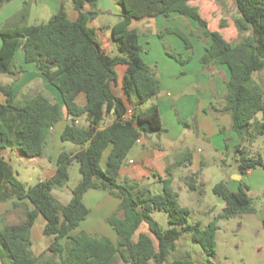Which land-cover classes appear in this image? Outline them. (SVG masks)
I'll use <instances>...</instances> for the list:
<instances>
[{
    "label": "trees",
    "instance_id": "obj_1",
    "mask_svg": "<svg viewBox=\"0 0 264 264\" xmlns=\"http://www.w3.org/2000/svg\"><path fill=\"white\" fill-rule=\"evenodd\" d=\"M10 0H0V4ZM193 0H118L123 13L111 27L112 41L120 55L111 56L102 48L99 33L91 27L98 13H83L86 3L97 5V0H72L79 11L77 20L70 19L65 4L46 23L27 24L29 4L0 28V75H18L15 54L24 50L27 62H34L47 77L48 82L61 94L63 104L52 101L42 93H36L23 102L16 99L12 84L0 82V93L5 102L0 103V201L13 197L28 200L32 210H26L23 220L6 224L0 229V259L2 264H116L120 258L124 264H165L176 250L177 242L185 234L199 244L208 259L203 264H216V232L220 219H231L255 213L253 199L247 187L241 183L238 191H231L225 181L214 185L213 193L225 200L224 209L203 227L201 222L189 223L190 210L179 202V194L172 187V175L154 174L162 183V192L153 193L140 181H119L122 166L128 155L144 135L162 134L166 129L156 104L141 110L140 105L153 100L161 90L160 79L142 57L140 32L130 28L133 20L145 17L178 13L198 22L202 39L210 38V46L201 58L204 69L224 65L230 73L227 93L221 112L230 115L232 130L239 143L234 150L235 162L241 174L249 169L264 167L260 153H251V145L264 135V92L254 78V72L264 70V0H233L238 11L235 19L237 30L249 32L239 41L227 39L221 31L228 26L222 19L217 29H211L206 15ZM7 24V23H6ZM172 33L190 47L188 36L178 28H166L160 36ZM190 35H196L191 32ZM198 36V35H197ZM168 54L180 63L185 59L167 49ZM126 64L123 88L127 96L135 95L137 104L129 110L124 100L113 91L117 84V65ZM85 93L87 103L76 101ZM131 111V116H128ZM71 115L70 123L61 134L62 141L79 146L71 153L62 151L56 160L54 175L27 187L19 180L11 164L1 152L18 150L27 157H39L44 153L46 141L54 126ZM112 113L115 119L105 124V116ZM261 113V119L257 114ZM84 117L80 125L77 119ZM113 144L106 167L102 168L103 153ZM226 150L230 149L228 140ZM192 154L186 152L176 166L189 163ZM77 161L81 180L72 191L68 204H62L53 195L69 179V166ZM196 174V173H195ZM191 188L203 189L189 184ZM92 189H102L120 200L117 208L106 217L114 230V242L105 235L81 231L74 234L88 217L89 209L84 195ZM22 206L14 202L13 207ZM155 210L168 214L169 227L163 229L153 219ZM42 215L46 222L43 233L52 237L47 248L50 253L36 255L32 249V228ZM146 225L148 232H139ZM172 264H196L191 254L175 258Z\"/></svg>",
    "mask_w": 264,
    "mask_h": 264
},
{
    "label": "crops",
    "instance_id": "obj_2",
    "mask_svg": "<svg viewBox=\"0 0 264 264\" xmlns=\"http://www.w3.org/2000/svg\"><path fill=\"white\" fill-rule=\"evenodd\" d=\"M68 1L71 3L70 7L67 8L68 3H65V7L70 19H79V11L73 6L72 0ZM62 2L63 0H10L4 2L0 4V28L4 22L16 16L25 3L29 4V11H33L35 8V11L41 12L43 18L49 20L60 9ZM191 4L198 6L202 15L208 16L206 18L209 22L216 18V14H219L222 8L217 0H193ZM91 11L98 13L96 18L91 21V27L98 31L102 48L109 53L113 47L111 27L119 21L123 13L122 6L118 0H97L96 6L86 3L82 9L83 13ZM107 14L113 16L111 21L95 23L97 19ZM227 22L229 23V20ZM153 25H156L155 29H153ZM130 28L139 30V41L143 47L142 57L160 79V93L153 99L154 102L153 100L149 102L151 105L156 104L158 106L166 132L158 134L159 142L153 139V133L141 137L131 149L129 153L131 156L122 166L119 178L123 181L140 182L153 178L155 182L158 179L154 174L166 177L170 172L173 187L175 181L173 170L176 168V162L186 152H190L192 160L188 165L190 168L188 176L198 173L200 179L203 180L207 172L206 167L211 163L210 158L216 156L215 154L221 156V152L226 148V141L233 143V150L239 143L237 134L231 128L230 115L221 112L225 104L227 81L230 77L229 70L224 65H214L208 69L203 68L201 58L210 46L211 40L210 38L202 39L199 37L198 22L191 18H186L178 13H172L168 17H145L133 20ZM166 28H178L184 32L189 38L190 47H187L185 42L175 34L166 33L160 36V33ZM191 32H196V35H190ZM167 49L180 54L186 62L182 64L171 57ZM18 57L20 59L19 64L17 63ZM15 62L19 73L17 78L11 75L14 81L12 80V83L7 84H12L17 100L19 93L27 87L28 91L32 93L30 96L42 93L52 101L63 104L60 92L48 82L38 65L26 61L24 50L19 49L16 52ZM116 70L118 81L112 86L113 91L124 100L129 110H133L137 104V97L135 95L127 96L123 88V78L127 65L119 64ZM76 101L79 105L84 106L87 103L86 94L80 93ZM4 102L5 95L0 93V103ZM71 119L72 116L65 112L63 119L51 131L54 132V135H49L46 141L45 147H49V152L52 153L49 154L48 158L54 163V167L47 172L48 178L52 177L56 171V160L62 152L65 142L62 141L61 134ZM114 119L115 116L112 113L106 115L105 124L111 123ZM77 123L84 124V117L78 118ZM254 144L255 141L248 145V150L251 153H258L252 149ZM112 147L113 144L103 153L102 168L106 167ZM79 149L78 146H74L71 153ZM1 154L10 164L16 161L15 150L5 149ZM232 168L234 172L224 181L228 188L234 192L239 190L241 183H244L248 195L253 199L256 212L218 221L219 229L216 232L214 261L216 264H264V167L249 169L243 174L239 172L236 162ZM186 179L182 182V187L188 191ZM194 186L197 184L194 183ZM190 189L197 190L191 187ZM191 198L189 196V202ZM14 202H20L22 206L14 208ZM84 202L89 209L88 217L93 216L97 221L113 212L120 200L105 190L92 189L85 193ZM225 206V200L213 193L211 203L206 208L208 215L206 224L218 215ZM187 208L189 209V207ZM32 209L33 205L28 200L19 201L13 197L6 201H0V216H24L26 210ZM16 212L17 214H15ZM42 217L39 215L37 219H41V225L44 228L46 220ZM0 264H2L1 259Z\"/></svg>",
    "mask_w": 264,
    "mask_h": 264
},
{
    "label": "rangeland",
    "instance_id": "obj_3",
    "mask_svg": "<svg viewBox=\"0 0 264 264\" xmlns=\"http://www.w3.org/2000/svg\"><path fill=\"white\" fill-rule=\"evenodd\" d=\"M220 4L221 12L219 14H216V18L211 19L210 28L211 29H218V23L222 19L229 20L228 26L226 28H222V30H219L222 32V34L229 39L230 41L236 42L242 39L244 36L248 35L249 32H242L240 33L236 26H235V19L238 17V11L233 3L232 0H217ZM64 4L68 3V9L70 7V1L63 0ZM197 2V1H196ZM208 10V9H207ZM210 12V9H209ZM206 15V14H205ZM211 15V14H210ZM41 12L38 10L35 11V8L33 11H29V15L27 18V24L29 25H36L40 23H46L48 20L43 18ZM208 17V16H206ZM113 18L112 15L107 14L104 17H100L95 21L96 24H99L101 22H108L111 21ZM13 19V17H11ZM11 19L4 22L5 25H8V23L11 22ZM215 20V21H214ZM7 23V24H6ZM216 23V25H215ZM156 25H153V29H155ZM113 47L109 50V53L111 56L120 55V52L118 51L117 45L112 41ZM20 59L18 57L17 63L19 64ZM17 78V75H16ZM253 78L261 84L263 87L264 92V70L261 72H254ZM13 77L8 74H2L0 75V82L7 84L12 83ZM31 91H28V88L25 87L18 95L19 102H23L26 99L32 97ZM29 96V97H28ZM154 102V100H153ZM151 105V102H146L142 105H140L141 110L147 109ZM262 114H257V119H261ZM54 135V132H51L50 136ZM153 139L155 141H160L158 134L153 133ZM230 143V149L226 150L223 149L221 152V156H218V154H215L216 156H213L210 158L211 163L209 166L206 167L207 172L205 173L206 176H204L203 180L200 179L199 174H190L189 175V163H185L179 166H176L175 170H173V175L175 177V181L173 184L174 190L179 193V202L182 206H187L191 210V213L189 214V223H195L197 221H201V224L203 227H206L208 224V215L206 214V208L209 206V203H211V196L213 195V187L216 183L224 181L228 178L229 175H231L234 171L232 166L235 164V155L233 150V143L229 141ZM74 146L76 147V144H73L69 141L64 142V146L62 148V151L72 152ZM79 147V146H78ZM253 151H258L264 158V135L259 136L255 140L254 147L252 148ZM53 152V150H52ZM15 154L17 155L16 161L11 163L13 171L16 173L17 177L20 181H22L27 187L35 185L39 181H43L47 179V172L51 170L54 167L53 161L49 160L48 156L49 154H52L49 152V147H45V151L43 155L39 157H27L24 154L20 153L18 150H15ZM53 156V155H52ZM131 155H128L127 160L130 158ZM236 175V174H234ZM81 173H80V166L77 161H74L69 166V179L67 180L66 184L61 189H55L53 190V195L56 197V199L61 202L62 204H68L72 197V191L77 186V184L81 180ZM186 180V186H188V191H186L182 187V182ZM120 182H123L121 178H119ZM143 185L148 186L153 193H161L162 192V184L158 181H153V178L151 180H144L141 181ZM196 183L198 188L203 189V192H200L199 189L196 191L190 189L189 184ZM189 196H191L190 202L188 201ZM19 211V210H18ZM17 214V212L15 213ZM106 217L104 216L101 218V220H95L93 216L87 217L82 223L79 228L73 231L74 234H77L81 231H86L89 233H96L100 235H105L112 239L114 242H116L117 236L114 230L109 226V224L106 222ZM152 217L154 220H156L160 226L163 229H167L169 227L168 222V214L165 211L161 210H155L152 213ZM24 216H0V229H2L6 224H14L18 223L21 219H23ZM43 218V217H42ZM139 232H148V228L146 225H143ZM32 238H33V249L35 253H50L47 251V247L49 243L52 240V237L46 236L43 233V228L41 225V219H37L35 226L32 230ZM189 252L192 256V258L195 260L196 264H203L207 261L208 256L202 249V247L193 242L191 235L189 233H185L180 240L177 242V248L174 250L171 255L168 257L165 264H172L173 259L183 257L184 255ZM116 264H124L120 258H117Z\"/></svg>",
    "mask_w": 264,
    "mask_h": 264
},
{
    "label": "built area",
    "instance_id": "obj_4",
    "mask_svg": "<svg viewBox=\"0 0 264 264\" xmlns=\"http://www.w3.org/2000/svg\"><path fill=\"white\" fill-rule=\"evenodd\" d=\"M128 116H131V111H129Z\"/></svg>",
    "mask_w": 264,
    "mask_h": 264
}]
</instances>
